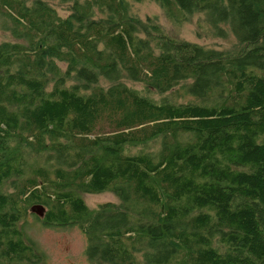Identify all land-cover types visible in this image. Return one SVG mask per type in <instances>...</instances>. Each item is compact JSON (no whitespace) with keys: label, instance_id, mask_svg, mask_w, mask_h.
<instances>
[{"label":"trees","instance_id":"1","mask_svg":"<svg viewBox=\"0 0 264 264\" xmlns=\"http://www.w3.org/2000/svg\"><path fill=\"white\" fill-rule=\"evenodd\" d=\"M131 1L0 0V264L36 204L94 264H264V0H153L221 48Z\"/></svg>","mask_w":264,"mask_h":264},{"label":"rangeland","instance_id":"2","mask_svg":"<svg viewBox=\"0 0 264 264\" xmlns=\"http://www.w3.org/2000/svg\"><path fill=\"white\" fill-rule=\"evenodd\" d=\"M131 9L141 18L146 15L155 16L163 29L177 38L220 48L230 47L234 43L230 33L220 38L214 36L201 18L197 19L198 15L182 22L171 20L153 0L131 1ZM6 36V31L0 29V40ZM81 197L90 209L96 208L101 203L116 201L115 196L110 192L83 193ZM35 211L37 209L30 211L29 224L25 232L35 242L48 264H94L84 254L86 238L80 228L76 225H45L37 219L39 215Z\"/></svg>","mask_w":264,"mask_h":264},{"label":"water","instance_id":"3","mask_svg":"<svg viewBox=\"0 0 264 264\" xmlns=\"http://www.w3.org/2000/svg\"><path fill=\"white\" fill-rule=\"evenodd\" d=\"M34 209H37V211H35L41 218L44 216V207H42V205H33L30 207V211H34Z\"/></svg>","mask_w":264,"mask_h":264}]
</instances>
